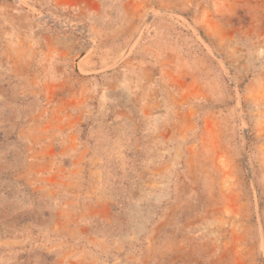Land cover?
<instances>
[{"label": "rangeland", "instance_id": "374dc122", "mask_svg": "<svg viewBox=\"0 0 264 264\" xmlns=\"http://www.w3.org/2000/svg\"><path fill=\"white\" fill-rule=\"evenodd\" d=\"M0 264H264V0H0Z\"/></svg>", "mask_w": 264, "mask_h": 264}]
</instances>
